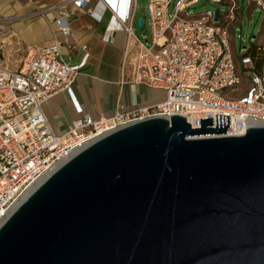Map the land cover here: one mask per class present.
<instances>
[{
	"label": "water",
	"instance_id": "1",
	"mask_svg": "<svg viewBox=\"0 0 264 264\" xmlns=\"http://www.w3.org/2000/svg\"><path fill=\"white\" fill-rule=\"evenodd\" d=\"M227 127L152 116L96 138L0 224V264H264V125Z\"/></svg>",
	"mask_w": 264,
	"mask_h": 264
},
{
	"label": "built area",
	"instance_id": "2",
	"mask_svg": "<svg viewBox=\"0 0 264 264\" xmlns=\"http://www.w3.org/2000/svg\"><path fill=\"white\" fill-rule=\"evenodd\" d=\"M64 1L98 17L94 0L60 3ZM200 1L148 0L152 30L148 45L134 31L137 0H97L111 8L128 36H135L133 80L160 89L166 96L132 110L121 106L112 115H81L63 132L53 128L43 108L54 94L71 89L78 75L77 69L63 59L61 43L28 44L15 68L0 60V224L72 155L96 138L134 121L178 114L196 128L201 126V118L213 117L216 126V114L230 115L231 127L219 134L229 136L245 134L250 125H264V68L256 72L250 54L256 43L264 59V0H248L260 8L263 26L257 41L244 46L246 51L241 49L239 54L234 50L231 31L242 20L244 1L209 0L217 6L190 14L187 9ZM57 6L52 3L46 7ZM218 6L221 10L216 20ZM70 15V11L62 10L56 19L57 31L67 44L72 35ZM81 48L86 50L87 45Z\"/></svg>",
	"mask_w": 264,
	"mask_h": 264
},
{
	"label": "crops",
	"instance_id": "3",
	"mask_svg": "<svg viewBox=\"0 0 264 264\" xmlns=\"http://www.w3.org/2000/svg\"><path fill=\"white\" fill-rule=\"evenodd\" d=\"M19 1L28 4L34 1L41 7L50 3H58V6L47 13V19L39 18L29 22L28 18H24L13 22L14 31L10 33L9 44H12L14 36L33 43L60 42L63 59L78 71L71 89L54 94L43 105L56 131L67 130L76 118L84 114L112 115L121 106L126 110H132L160 101L164 91L149 88L133 80L132 62L136 39L134 35L128 36L110 7L105 8L94 0L92 6L99 13L98 17H94L87 10L75 9L71 1L60 3L63 0H14L11 2L19 8ZM10 5L9 0H0V14L12 15L16 12V9H12ZM138 9L139 0L134 8V31L137 21L139 22ZM62 10L71 12L69 23L72 35L69 37V44L64 42V37L57 31V25L55 26ZM84 44L87 45L86 50L81 48ZM250 54L255 61V71L261 73L264 59L257 51L256 43L250 49ZM237 62L238 66H241L240 61Z\"/></svg>",
	"mask_w": 264,
	"mask_h": 264
},
{
	"label": "rangeland",
	"instance_id": "4",
	"mask_svg": "<svg viewBox=\"0 0 264 264\" xmlns=\"http://www.w3.org/2000/svg\"><path fill=\"white\" fill-rule=\"evenodd\" d=\"M11 4L12 9H16L12 15L0 14V41L1 38L5 35H9L14 28L12 26L13 22L22 20L24 18H28L30 21H35L39 18H46L47 13L51 12L53 9H49L46 6L41 7L37 5L34 1L29 4L24 1H19V8H16L14 4ZM241 3L244 1V5L241 6V14L242 20L238 22L232 28V41L234 45V50L240 53V50L246 51L244 46H248L250 42H256L258 36L260 35V31L263 26V14L258 7H254L253 4L249 3L248 0H240ZM52 4V3H50ZM48 4V5H50ZM148 0H139V9H138V20L143 17L145 19V23L143 26H140V23L137 21L136 23V35L142 38L144 41L150 45V37L152 34L150 18L147 9ZM47 5V6H48ZM174 3H172L170 7V14L173 15L174 12ZM217 4L210 2L209 0H201L199 3L192 5L187 10L190 14H196L200 11H204L208 8L216 7ZM20 9V11H19ZM18 10V11H17ZM225 11V9H224ZM8 17V20L5 17ZM47 19V18H46ZM249 20H251L249 22ZM56 26V24H55ZM57 27V26H56ZM33 43L32 41H26L18 36H14L12 38V44L8 45L0 42V60L5 61L10 67H17L19 65L21 59L25 55V48L28 44ZM13 48V49H11ZM18 49V51H16ZM239 59V57H237ZM260 66V64H258ZM241 94V93H240ZM166 96L165 92H163L160 96V100L164 99Z\"/></svg>",
	"mask_w": 264,
	"mask_h": 264
},
{
	"label": "bare ground",
	"instance_id": "5",
	"mask_svg": "<svg viewBox=\"0 0 264 264\" xmlns=\"http://www.w3.org/2000/svg\"><path fill=\"white\" fill-rule=\"evenodd\" d=\"M10 36H11L10 34H9V35H5V36H3V37L1 38L2 43H4V44H5V43L8 44V42L10 43V40H8ZM5 40H7V42H6Z\"/></svg>",
	"mask_w": 264,
	"mask_h": 264
}]
</instances>
